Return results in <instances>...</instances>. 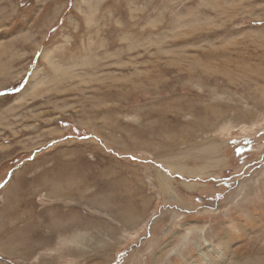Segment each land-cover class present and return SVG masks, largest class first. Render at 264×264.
I'll use <instances>...</instances> for the list:
<instances>
[{"label":"rangeland","instance_id":"374dc122","mask_svg":"<svg viewBox=\"0 0 264 264\" xmlns=\"http://www.w3.org/2000/svg\"><path fill=\"white\" fill-rule=\"evenodd\" d=\"M263 230L264 0H0V264L242 263Z\"/></svg>","mask_w":264,"mask_h":264},{"label":"bare ground","instance_id":"6f19581e","mask_svg":"<svg viewBox=\"0 0 264 264\" xmlns=\"http://www.w3.org/2000/svg\"><path fill=\"white\" fill-rule=\"evenodd\" d=\"M85 20H86V18H85ZM87 24V23H86ZM90 28V27H89ZM50 62V65H51V67L52 68H54L53 67V65H54V62L52 61V60H50L49 61ZM97 66V65H96ZM186 170V169H185ZM183 173V172H182ZM181 174V173H180ZM196 229V228H195ZM194 229V230H195ZM190 230V231H188L187 232V235H185L186 237L187 236H189V235H193V234H195V233H197V231H199V234H202V228L200 229V230ZM246 230V229H245ZM242 231V230H241ZM264 231V230H263ZM198 234V233H197ZM247 235V234H246ZM257 235V234H256ZM248 236H249V234H248ZM259 237V236H258ZM258 237H256V236H254V237H250L251 238V240H253V241H257V240H259L258 239ZM202 239V238H201ZM225 241V240H224ZM218 242V241H217ZM197 244V243H196ZM216 244V246H215V248L216 249H218V251L216 252V253H214V255H215V257H216V259H218L219 261H213V259H212V255L211 254H209V255H211V256H209L207 253H204L203 252V249H201V246L198 244L197 246V255L199 256V257H201V262H202V264H211L212 263V261H213V264H215V263H218L219 262V264H223V263H225V264H227L226 262L227 261H224V259H223V251H224V249L227 247L226 245H227V240H226V242L224 243H222V242H218V243H215ZM211 246H213V245H211ZM206 250V249H205ZM226 251V250H225ZM160 255V254H159ZM225 256V255H224ZM253 258V257H252ZM252 258L250 259L249 257H248V259H246L245 260V262H242V263H238V260L237 261H235V260H233L230 264H264V258H261V259H257V260H252ZM156 259H158V258H156ZM156 261V260H155ZM200 261V260H199ZM224 261V262H223ZM159 262V261H158ZM157 262V263H158ZM185 264H188V262L186 261V259H185ZM200 264V263H199Z\"/></svg>","mask_w":264,"mask_h":264}]
</instances>
